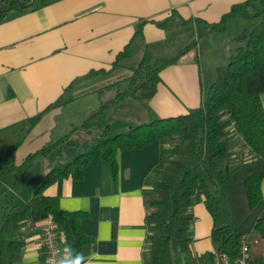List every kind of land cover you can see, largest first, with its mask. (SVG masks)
I'll list each match as a JSON object with an SVG mask.
<instances>
[{
  "label": "crops",
  "instance_id": "1",
  "mask_svg": "<svg viewBox=\"0 0 264 264\" xmlns=\"http://www.w3.org/2000/svg\"><path fill=\"white\" fill-rule=\"evenodd\" d=\"M245 1L55 0L0 21V129L43 111L16 150V164L82 124L111 95L100 96L98 91L130 76L144 48L152 58L179 57L159 72L160 81L147 107L137 106L131 118L125 113L130 104L118 102L91 120L92 132L109 125L116 133L198 107L217 68L228 61L231 39L248 25L250 13L263 9L264 0L252 1L242 14L228 21L224 31H212L210 24ZM165 19L166 26H159ZM260 19L264 20V11ZM140 24L142 37L133 41L131 57L124 66L110 70ZM188 46L191 48L181 53ZM169 50H175L174 55H166ZM260 101L264 111V92ZM77 142L69 139L66 149L58 146L47 156L2 175L0 216L6 206L24 203L32 196L57 158L75 157ZM172 144L169 139H157L142 148L118 151L115 173L103 161L91 162L81 179L60 177L45 189L46 195L57 197L62 210L86 213L82 231L92 242L81 264H144L149 235L146 200L153 194L148 171L160 159L162 149ZM53 152L54 160L44 163ZM233 152L247 155L245 145L234 147ZM261 192L264 199V175ZM191 211L195 218L192 242L187 253L176 255L175 264H206L214 252L212 219L203 200L193 203ZM32 224L27 227L23 220L18 228L10 227L7 236L23 239L22 264H44L41 221ZM60 233V241L66 245ZM65 264L70 263L66 260Z\"/></svg>",
  "mask_w": 264,
  "mask_h": 264
},
{
  "label": "trees",
  "instance_id": "2",
  "mask_svg": "<svg viewBox=\"0 0 264 264\" xmlns=\"http://www.w3.org/2000/svg\"><path fill=\"white\" fill-rule=\"evenodd\" d=\"M53 1L35 0L25 7L30 0H0V21ZM252 1L256 0L233 5L210 24V29L226 30L228 21L242 14ZM263 11L264 7L250 13L248 25L231 39L228 61L217 68L198 107L185 114L139 122L116 133L105 125L96 135L89 136L91 120L114 104L135 101L147 107L160 81L159 72L179 57L152 58L144 48L130 76L98 91L100 96L105 92L111 95L102 99L99 108L82 124L73 126L58 141L28 154L21 165L47 156L58 146L66 149L69 139L78 140L75 157L61 159L51 167L27 201L4 208L0 216V264H22L24 241L8 237L10 227L18 228L25 219L35 223L48 215L64 234L67 261L81 264L92 242L82 231L86 213L62 210L57 197L46 195L45 189L60 177L81 179L84 167L91 162L103 161L115 173L118 151L142 148L157 139H169L173 144L162 149L160 159L148 171L153 178V194L146 200L149 235L144 264H175L177 254L188 252L195 219L191 206L200 199L212 219L210 238L214 252L225 253L233 261L245 243L248 264H264V111L260 101V93L264 92V20L260 19ZM167 22L165 19L158 25L165 27ZM141 27L142 24L116 55L110 70L126 64L132 55L133 41L142 37ZM42 114L43 111L0 129V177L21 166L15 161L16 150ZM233 130L243 140L247 155H234Z\"/></svg>",
  "mask_w": 264,
  "mask_h": 264
},
{
  "label": "built area",
  "instance_id": "3",
  "mask_svg": "<svg viewBox=\"0 0 264 264\" xmlns=\"http://www.w3.org/2000/svg\"><path fill=\"white\" fill-rule=\"evenodd\" d=\"M24 224L32 227L31 221L25 219ZM59 227L51 215L41 220L39 226L40 245L44 254V264H65L68 248L60 241ZM248 250L245 243L242 244L238 256L230 261L225 253L213 252L212 259L206 264H248Z\"/></svg>",
  "mask_w": 264,
  "mask_h": 264
},
{
  "label": "rangeland",
  "instance_id": "4",
  "mask_svg": "<svg viewBox=\"0 0 264 264\" xmlns=\"http://www.w3.org/2000/svg\"><path fill=\"white\" fill-rule=\"evenodd\" d=\"M169 51H171V52H167L166 55H169V56L174 55L175 50H174V52H172V50H169ZM128 102H131V103H128ZM128 102H127V104H130V105H128V107H126L125 113L128 116H130L131 118H133V115L136 114V111L135 110H136L137 106H139V105H137L135 103V101H128ZM111 115L114 117L116 114L113 115V113H112ZM232 133H234V135H235V137L232 139L233 140L234 147L241 148L242 146H244L243 144L241 145V139H240L239 135H237L236 131L233 130ZM93 135H96V132H90V135L89 136H93ZM55 155H56V153L53 152L47 159H45L44 163L47 164V163H50L51 161H53L54 158H55ZM60 160H61L60 158L59 159L57 158L56 163L58 161H60Z\"/></svg>",
  "mask_w": 264,
  "mask_h": 264
},
{
  "label": "water",
  "instance_id": "5",
  "mask_svg": "<svg viewBox=\"0 0 264 264\" xmlns=\"http://www.w3.org/2000/svg\"><path fill=\"white\" fill-rule=\"evenodd\" d=\"M17 1L19 2V0H17ZM34 1H35V0H30V2L27 3V4L25 5V7H29V6H31V5L34 3ZM0 13H1V8H0Z\"/></svg>",
  "mask_w": 264,
  "mask_h": 264
}]
</instances>
